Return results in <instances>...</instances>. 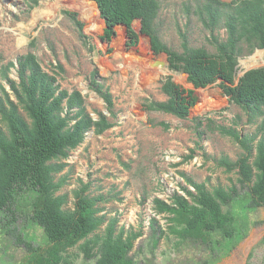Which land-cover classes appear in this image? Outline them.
Returning a JSON list of instances; mask_svg holds the SVG:
<instances>
[{"label":"trees","instance_id":"obj_1","mask_svg":"<svg viewBox=\"0 0 264 264\" xmlns=\"http://www.w3.org/2000/svg\"><path fill=\"white\" fill-rule=\"evenodd\" d=\"M90 1L96 4L104 22L100 36L103 43L111 44L119 25L126 28L132 47L137 45L139 34L145 35L152 53L165 54L169 69L184 73L194 88L186 89L168 76L161 81V91L167 99L144 101L145 111L186 119L198 102L195 89L220 80L223 94L247 115V123L264 114V67L247 70L237 77L238 61L244 49L250 53L256 48L264 50V0H201L198 3L195 12L206 29L212 33L222 23L226 30L223 41L212 36L214 53L191 47L182 32H179L182 52L162 41L157 21L163 0ZM65 13L73 18L80 37L87 40L84 24L77 15ZM136 20L140 21L139 32L133 28ZM89 49L93 50L94 46L89 44ZM12 66L11 62L3 68L2 77L10 83L16 101L0 83V225L27 251L24 261L13 264H71L67 252L77 246L84 258L95 259V264H137L130 253L142 230L118 229V218L108 219L106 214H101L100 204L109 199L102 194H88L91 182L81 183L73 193V208L66 209L68 195L59 193L65 180H55V175L66 166L60 161L83 142L89 130L102 134L114 122L103 114L94 120L85 109L81 93L61 89L56 74L43 70L34 53L18 57V81L8 77ZM56 68L59 73L64 71L62 65ZM99 75V70L94 68L90 88L114 114L113 97L98 81ZM239 119L234 122L238 123ZM205 120L207 124L214 122L209 117ZM203 124L202 117L194 118L197 147L204 135ZM157 125L163 129L170 127L166 122ZM210 128L232 138L243 150L234 162L227 157L218 161V166L227 172L237 171L238 185L208 190L205 183L195 182L181 173L192 190L182 186L183 193L175 192L169 201L158 197L153 200L156 216L164 215L167 222L163 228L156 216L149 221V251L153 255L163 238H174L177 245L192 242L208 247L207 257L197 264H214L247 235L248 212L264 206V137L255 143L257 134L244 135L235 126ZM193 153L192 149L186 158H192ZM106 222L104 233L95 234ZM26 223L42 230L45 247L34 245V235L24 237Z\"/></svg>","mask_w":264,"mask_h":264},{"label":"rangeland","instance_id":"obj_2","mask_svg":"<svg viewBox=\"0 0 264 264\" xmlns=\"http://www.w3.org/2000/svg\"><path fill=\"white\" fill-rule=\"evenodd\" d=\"M201 0H163L157 21L162 41L175 51L182 52L179 32L186 35L191 47H202L214 53V35L220 41L226 39V30L221 25L212 33L203 25L195 12ZM230 1V0H224ZM190 6V10L186 7ZM75 13L84 24V33L79 30L70 15ZM104 22L95 3L90 0H0V83L16 101L10 91V83L2 77L3 68L14 63L8 77L18 81L17 59L27 52L34 53L43 70L56 74L61 89L79 91L84 99L86 111L94 120L105 115L114 126L102 134L91 129L83 142L61 160L65 168L55 175V180L64 179L60 194L68 195L66 209H72L73 193L81 183L91 182L88 194L104 195L107 203L100 204L101 214L107 218H118L117 228L142 230L136 239L130 255L137 264H197L207 257L208 247L192 242L177 245L174 238H163L154 255L150 253L148 236L149 221L155 217L153 200L158 197L169 201L182 186L192 190L181 173L198 183H205L208 190L217 186L230 188L237 184V171L227 172L218 166L219 159L227 157L236 161L243 150L232 138L211 130L210 126H235L244 135L257 134V141L264 137V114L253 123H247V115L228 98L220 88V80L195 89L198 102L191 108L186 119L159 111H145L146 100L164 101L161 81L168 76L186 89H194L184 73L169 69L166 55H154L149 38L139 34L137 45L129 43L124 26H117L108 46L100 40ZM139 32L140 21L133 22ZM116 31L118 34L116 35ZM89 44L94 49H89ZM262 51V52H260ZM260 53L257 60L252 57ZM156 61L166 65L155 66ZM62 65L60 72L56 66ZM264 67V51L247 48L239 57L237 77L247 70ZM99 70L98 81L113 97L114 114L108 110L104 100L90 88V74ZM22 115L28 120L24 111ZM202 117L204 135L196 146L198 138L194 133V118ZM207 117L214 122L207 124ZM240 117L239 122H234ZM169 124V129L157 125ZM0 121V126H1ZM193 156L187 159L186 156ZM166 227L164 215L156 216ZM247 235L214 264H264V206L248 212ZM107 222L95 234L102 235ZM35 236V246L45 247L46 240L41 229L26 223L25 234ZM27 251L17 238L0 225V264L20 263ZM71 264H95V259L86 260L79 247L68 250Z\"/></svg>","mask_w":264,"mask_h":264},{"label":"water","instance_id":"obj_3","mask_svg":"<svg viewBox=\"0 0 264 264\" xmlns=\"http://www.w3.org/2000/svg\"><path fill=\"white\" fill-rule=\"evenodd\" d=\"M263 51H264V50H263ZM154 65H155V66H161V67H163V66L166 65V62H165V61H156Z\"/></svg>","mask_w":264,"mask_h":264},{"label":"bare ground","instance_id":"obj_4","mask_svg":"<svg viewBox=\"0 0 264 264\" xmlns=\"http://www.w3.org/2000/svg\"><path fill=\"white\" fill-rule=\"evenodd\" d=\"M260 52H262V51H260ZM259 54H260V53H257L256 55H254V56L252 57V59H253V60H257Z\"/></svg>","mask_w":264,"mask_h":264}]
</instances>
